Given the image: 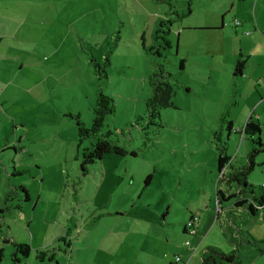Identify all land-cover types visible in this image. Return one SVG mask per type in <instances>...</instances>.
Segmentation results:
<instances>
[{"label": "rangeland", "instance_id": "1", "mask_svg": "<svg viewBox=\"0 0 264 264\" xmlns=\"http://www.w3.org/2000/svg\"><path fill=\"white\" fill-rule=\"evenodd\" d=\"M200 25L219 30H184ZM162 69L175 106L150 108ZM0 91V178L11 191L0 264H203L208 248L264 264V208L240 241L233 203L219 207L216 195L229 189L221 150L235 168L249 163L251 117L264 142V0H0ZM100 94L115 103L104 119ZM105 137L127 154L83 171ZM255 159L248 182L260 194L264 153ZM191 215L202 217L198 236L184 233Z\"/></svg>", "mask_w": 264, "mask_h": 264}, {"label": "trees", "instance_id": "2", "mask_svg": "<svg viewBox=\"0 0 264 264\" xmlns=\"http://www.w3.org/2000/svg\"><path fill=\"white\" fill-rule=\"evenodd\" d=\"M176 15L179 16L178 13H176ZM168 48H171V46ZM185 65L186 62L184 60H181L179 63V67L180 71L183 73L185 72ZM97 68L99 75L107 78L106 71L103 70L100 66H97ZM245 68L246 60L241 57L236 61L234 65L233 76L236 78H243ZM162 70L163 73H160V75H154V77L149 81L150 86L153 89V97L149 100L150 108L158 107L166 109L175 106V103L173 101L175 96V86L169 81L171 75L166 74L164 69ZM158 77H160L163 81L159 82L157 79ZM95 112L101 119H104L108 115L115 113L114 100L110 97L100 94L99 98L97 99ZM229 125L230 128H233L232 122ZM261 132L262 130L260 122H254L253 117H251L246 123L244 134L250 136L252 147L250 153L248 154L249 163L243 165V167H233V161L228 155H226V149L221 150L218 157V171L220 174L219 183H226L229 189L227 191H221L219 189L216 191L217 203L219 207H221L225 202H232L234 207L238 211H243V217L245 219L257 218L259 216V208H264V187L261 186L263 192L258 194L255 191V186L250 185L248 182V178L251 172L256 167L255 158L259 154L264 153V142L261 139ZM90 151V156H83V171L89 159L101 161L106 155L124 156L127 154L124 148L110 142L108 140V137L98 139L97 143L93 145ZM233 184H236L235 189H233ZM23 190L26 193V200L29 201L30 197L28 192L24 188ZM10 195L11 194H7L6 199ZM185 233L188 234V231L186 230ZM5 243H8V241H5ZM66 247L67 249H70V245H67ZM16 249L24 258H29L31 255L32 249L28 244H20L16 247ZM2 257L3 254L1 250L0 260ZM202 259L203 264H240V260L238 259V255L236 254V252L225 254L218 248H208L204 253ZM55 264H59V262H56Z\"/></svg>", "mask_w": 264, "mask_h": 264}, {"label": "crops", "instance_id": "3", "mask_svg": "<svg viewBox=\"0 0 264 264\" xmlns=\"http://www.w3.org/2000/svg\"><path fill=\"white\" fill-rule=\"evenodd\" d=\"M238 24V23H237ZM238 26V25H237ZM202 27H208V29H203V30H197V29H192V28H202ZM215 25H200V26H196V27H185V31H187V32H203V31H212V30H219V29H215ZM189 28V29H188ZM178 37L180 38L181 37V35H182V32L179 30L178 31ZM252 38H255V39H257V38H259V36L257 35V34H255V35H253L250 39H252ZM170 46H171V44H170ZM178 58H182V57H180V55H178ZM181 60H184V59H181ZM185 61V60H184ZM186 62V61H185ZM193 70V72L197 75L198 74V71L199 72H201L200 71V69H192ZM188 71H189V67L187 66V62H186V65H185V72H184V74H188ZM1 91H0V95H1ZM233 126V125H232ZM6 183H5V181L2 179V178H0V203H3V201H4V198L6 199V196H7V194H11V191H9V192H7V189H6ZM8 188V187H7ZM30 197V196H29ZM31 199L29 198V201H30ZM6 202H7V200H6ZM219 210H220V212L219 213H217V219L219 220L220 218H222L221 217V215H220V213L221 212H223V210L224 209H222V208H219ZM231 211H233V219H232V221L231 222H229L232 226H233V228H236V232H234L235 233V235H236V238H239L240 239V241H244L245 240V242H246V239H245V236L244 235H246V231H245V226H244V224H245V222H244V220H246L244 217H243V211H238L236 208H232V209H230ZM229 210V211H230ZM226 213H228V211H225ZM193 216H195V215H191V217H193ZM202 218V217H201ZM201 218H200V216H199V224H198V228H197V234L196 235H194V236H198L199 234H200V232H201V230H200V223H201ZM226 218V216H224V219ZM0 220L2 221V219H1V216H0ZM239 221V222H238ZM238 223L241 225V226H239L238 225ZM185 231H186V228H184V233H185ZM188 231V230H187ZM0 233L1 234H3V239H4V244H5V241H8V243L9 242H11L10 240H9V238L6 236V234H4L3 233V231H2V226H1V223H0ZM187 234V233H186ZM192 236V235H191ZM20 244H22V243H18V245H20ZM17 245V246H18ZM16 246V247H17ZM3 252V251H2ZM180 258V257H179ZM178 258V259H179ZM180 260V262H182V260L181 259H179ZM60 264V263H59ZM172 264H173V261H172Z\"/></svg>", "mask_w": 264, "mask_h": 264}, {"label": "built area", "instance_id": "4", "mask_svg": "<svg viewBox=\"0 0 264 264\" xmlns=\"http://www.w3.org/2000/svg\"><path fill=\"white\" fill-rule=\"evenodd\" d=\"M237 25H239V23ZM198 224H199V217L193 216L186 227L188 233L191 234L192 236L196 235Z\"/></svg>", "mask_w": 264, "mask_h": 264}]
</instances>
